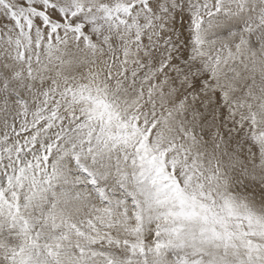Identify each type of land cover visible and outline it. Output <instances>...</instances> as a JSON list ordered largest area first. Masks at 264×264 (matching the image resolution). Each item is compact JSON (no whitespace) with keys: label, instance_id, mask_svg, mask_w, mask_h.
<instances>
[{"label":"snow or ice","instance_id":"6c2138e0","mask_svg":"<svg viewBox=\"0 0 264 264\" xmlns=\"http://www.w3.org/2000/svg\"><path fill=\"white\" fill-rule=\"evenodd\" d=\"M0 264H264V0H0Z\"/></svg>","mask_w":264,"mask_h":264}]
</instances>
